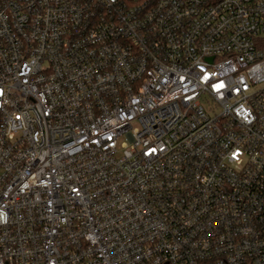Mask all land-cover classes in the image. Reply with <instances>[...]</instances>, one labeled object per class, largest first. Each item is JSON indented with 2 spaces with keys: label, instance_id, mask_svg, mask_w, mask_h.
I'll use <instances>...</instances> for the list:
<instances>
[{
  "label": "built area",
  "instance_id": "1",
  "mask_svg": "<svg viewBox=\"0 0 264 264\" xmlns=\"http://www.w3.org/2000/svg\"><path fill=\"white\" fill-rule=\"evenodd\" d=\"M0 264H264V0H0Z\"/></svg>",
  "mask_w": 264,
  "mask_h": 264
}]
</instances>
